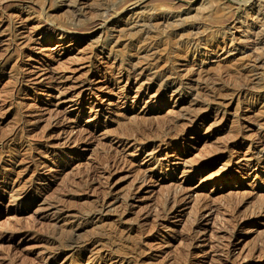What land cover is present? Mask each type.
Listing matches in <instances>:
<instances>
[{
	"label": "rangeland",
	"instance_id": "obj_1",
	"mask_svg": "<svg viewBox=\"0 0 264 264\" xmlns=\"http://www.w3.org/2000/svg\"><path fill=\"white\" fill-rule=\"evenodd\" d=\"M0 197V264H264V0H0Z\"/></svg>",
	"mask_w": 264,
	"mask_h": 264
},
{
	"label": "bare ground",
	"instance_id": "obj_2",
	"mask_svg": "<svg viewBox=\"0 0 264 264\" xmlns=\"http://www.w3.org/2000/svg\"><path fill=\"white\" fill-rule=\"evenodd\" d=\"M44 4V3H43ZM45 6V5H44ZM124 7V6H123ZM42 8H44V7H42ZM45 10V9H44ZM118 12V11H117ZM115 14V13H114ZM63 35V34H62ZM61 36V35H60ZM195 46H196V44H194ZM193 45V46H194ZM259 153V152H258ZM13 188V187H12ZM9 189L8 188H5L4 189V192H7ZM11 190V189H10ZM15 191V190H14ZM11 193V192H10ZM12 194V196H15V194L12 192L11 193ZM20 197V198H19ZM25 196H21V195H17L15 198H18V199H23V200H25L26 198H24ZM1 198V197H0ZM174 200H177V198L175 197V199ZM105 205V204H104ZM12 235V234H11ZM13 236V235H12ZM12 236H9V235H7V234H2L1 233V235H0V242H2L3 240H8V239H10V237H12ZM2 243H0V245H1ZM115 258V257H114ZM115 260V262L116 261H118V260H116V259H114ZM113 262V261H112ZM121 262H122V259H121ZM118 263V262H117ZM120 263V262H119Z\"/></svg>",
	"mask_w": 264,
	"mask_h": 264
}]
</instances>
